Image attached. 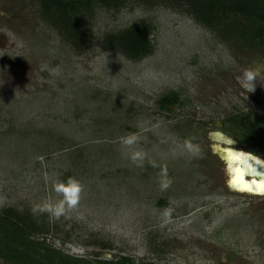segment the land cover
Instances as JSON below:
<instances>
[{"label": "rangeland", "instance_id": "374dc122", "mask_svg": "<svg viewBox=\"0 0 264 264\" xmlns=\"http://www.w3.org/2000/svg\"><path fill=\"white\" fill-rule=\"evenodd\" d=\"M140 21L155 28L150 55L132 60L105 48L108 33ZM88 27L80 52L44 21L37 1L0 0V210L55 200L53 183L73 176L83 186L78 207L59 220L44 213L51 232L38 236L65 253L264 264V195L229 187L225 151L264 159L230 120L264 121V79L252 93L237 81L244 69L264 67V55L162 4L97 6ZM172 91L184 104L161 109L159 98ZM217 130L236 142L217 141ZM129 133L146 153L142 167L119 142ZM190 138L199 156L184 148Z\"/></svg>", "mask_w": 264, "mask_h": 264}, {"label": "trees", "instance_id": "16d2710c", "mask_svg": "<svg viewBox=\"0 0 264 264\" xmlns=\"http://www.w3.org/2000/svg\"><path fill=\"white\" fill-rule=\"evenodd\" d=\"M41 17L77 51H83L90 30L88 17L97 6L120 8L127 1L148 6L158 4L182 10L212 31L230 36L243 46L264 55V0H34ZM154 25L140 21L119 32L108 33L103 45L108 50L124 53L140 60L154 51ZM184 104L180 94L172 91L158 100L161 109ZM243 137L257 144L264 154V121L251 116L231 117ZM242 120V121H241ZM242 122V123H241ZM241 123V124H240ZM242 125V126H241ZM242 137V138H243ZM51 232L45 214L35 217L30 207L0 210V257L15 264H134L129 256L119 259H86L73 256L53 247L39 235Z\"/></svg>", "mask_w": 264, "mask_h": 264}, {"label": "clouds", "instance_id": "9594fccd", "mask_svg": "<svg viewBox=\"0 0 264 264\" xmlns=\"http://www.w3.org/2000/svg\"><path fill=\"white\" fill-rule=\"evenodd\" d=\"M258 79H264V67L262 65L251 66L243 70L240 76L237 77L238 83L248 93H252L256 90V84ZM120 144L129 150V158L133 164L137 167H142L143 162L146 159V153L137 148L139 142V136L136 133H129L119 138ZM184 148L193 156L200 155V149L198 145L192 142V139H186L184 142ZM240 155L250 156L251 153L239 151ZM240 155L232 156V160H239ZM153 167L157 165L151 162ZM160 181L159 186L161 191H166L171 186V179L167 175V169L163 168L159 173ZM53 191L55 192L57 199H46L42 203L34 204L31 207L33 216L39 217L40 215L47 213L49 219L59 220L68 211L74 210L78 207L83 192V186L81 182L73 176L67 178L66 181L57 180L53 183ZM257 195H264V191L256 193Z\"/></svg>", "mask_w": 264, "mask_h": 264}, {"label": "water", "instance_id": "95a60500", "mask_svg": "<svg viewBox=\"0 0 264 264\" xmlns=\"http://www.w3.org/2000/svg\"><path fill=\"white\" fill-rule=\"evenodd\" d=\"M218 126H221V122H218L217 123ZM212 136L214 137V139H216L217 141H222L224 143H227V144H233L235 143V140L233 138H231L230 136H228L227 134H225L223 131L221 130H217L215 132L212 133ZM217 147H220V145H218ZM227 153L231 152L233 155L234 154H240L239 150H235V149H230V150H225ZM246 153H249V152H246ZM244 156V155H243ZM246 158H251L254 163L252 164V167L247 168V171H246V176L249 177L247 178L246 183H248L249 181H252V180H256L257 182H261L264 180V159H262L261 157L259 156H256V155H253L251 154L250 156H244ZM229 160V159H228ZM260 163V166L259 164ZM243 165L244 162H243ZM230 181H232V179H230L228 181V185L231 189L235 190V191H239V192H242L240 190V188H236L235 186H233ZM244 191V190H243ZM252 191H250L251 193ZM253 193V192H252ZM258 193V192H256ZM255 193V194H256Z\"/></svg>", "mask_w": 264, "mask_h": 264}, {"label": "bare ground", "instance_id": "6f19581e", "mask_svg": "<svg viewBox=\"0 0 264 264\" xmlns=\"http://www.w3.org/2000/svg\"><path fill=\"white\" fill-rule=\"evenodd\" d=\"M228 155V154H227ZM234 155H240V154H234ZM233 155V156H234ZM243 162L245 165H243ZM250 163L251 165L254 163V161L249 157V158H246L244 157L243 155H240V159L239 160H228V163H229V180L232 179V180H236L237 181V185H248L250 186L253 190L252 192L250 193V191L248 190H244L242 192H246V193H250V194H255L256 192H260V188H264V180L261 181V182H257L255 179L252 180V181H249L248 183H246L245 180H247V177L246 176V171H247V168L249 166L248 163ZM259 166H260V163H258ZM236 188H240L239 186H235ZM257 195V194H255Z\"/></svg>", "mask_w": 264, "mask_h": 264}, {"label": "snow or ice", "instance_id": "6c2138e0", "mask_svg": "<svg viewBox=\"0 0 264 264\" xmlns=\"http://www.w3.org/2000/svg\"><path fill=\"white\" fill-rule=\"evenodd\" d=\"M232 156H233V154L231 153V152H229L228 153V159H232ZM248 163V162H247ZM249 164V168H251L252 167V165L250 164V163H248ZM230 183L233 185V186H239L240 187V190H248V191H252L253 189L250 187V186H248V185H237V181L236 180H232V181H230ZM260 191H264V188H260Z\"/></svg>", "mask_w": 264, "mask_h": 264}, {"label": "flooded vegetation", "instance_id": "af4514ba", "mask_svg": "<svg viewBox=\"0 0 264 264\" xmlns=\"http://www.w3.org/2000/svg\"><path fill=\"white\" fill-rule=\"evenodd\" d=\"M222 131V130H221ZM224 132V131H223ZM235 142H236V140H235ZM228 154V153H227Z\"/></svg>", "mask_w": 264, "mask_h": 264}]
</instances>
